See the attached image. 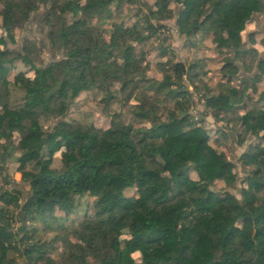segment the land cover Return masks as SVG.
I'll list each match as a JSON object with an SVG mask.
<instances>
[{
	"label": "trees",
	"instance_id": "trees-1",
	"mask_svg": "<svg viewBox=\"0 0 264 264\" xmlns=\"http://www.w3.org/2000/svg\"><path fill=\"white\" fill-rule=\"evenodd\" d=\"M126 4L143 5L146 13L134 10V23L116 21L114 11ZM171 4L178 6L182 36L211 34L228 55L216 90L205 62L174 63L166 38L158 49L159 57L169 58L162 79L149 77L144 47L153 38L161 41V22L174 18ZM2 8L7 35L0 38V161L20 153L15 160L30 194L21 201L14 190L0 193V264H264V92L259 108L249 109L248 88L232 84L248 80L238 63L249 57L252 65L257 60L258 78L264 75V57L256 59L258 51L242 37L264 14V0H2ZM36 14L61 55L48 64L36 43L7 45ZM18 63L34 75L15 77L24 97L11 108L8 77ZM89 91L103 94V103L119 101L133 121L149 127L120 114L108 130L68 123L76 98ZM208 116L228 122L233 133L239 128L240 146L256 140L240 158L246 170L241 199L212 190L217 181L235 187L239 176L211 145L216 132L206 126ZM49 119L58 122L47 132L42 122ZM62 149V169L55 171L52 158ZM86 196L95 199L94 216L42 242L37 226L67 231L65 222ZM57 210L65 219L55 217ZM60 243L64 250L56 261L51 253Z\"/></svg>",
	"mask_w": 264,
	"mask_h": 264
},
{
	"label": "rangeland",
	"instance_id": "rangeland-1",
	"mask_svg": "<svg viewBox=\"0 0 264 264\" xmlns=\"http://www.w3.org/2000/svg\"><path fill=\"white\" fill-rule=\"evenodd\" d=\"M141 3H149L152 5L154 0H141ZM145 7V6H144ZM143 5H124L122 9L115 10L114 15L116 16V21L121 22L125 20L127 23H134L136 18H134V10L143 9V12L146 13V7L144 8ZM170 9L175 10L174 18L171 20L161 22L166 29L162 31V36L160 37V42L155 41L153 38L150 42L146 44L144 47V51L147 55V61L149 63L150 73L149 77L157 80L162 79V69L161 67L164 66L165 63L168 61V57H159L160 50L159 47L161 46L163 40L166 38L167 42L164 44V47L171 48L175 53L174 56V63H185L190 64L196 61L205 62V69L207 74V81L209 86L216 90L219 81H224V77L221 74V69L226 63V59L228 55L223 54L220 50H218V45L213 41V37L211 34L208 35H200L196 38L187 39L186 37L182 36L179 33V29L177 27V18H178V6L175 4H171ZM2 0H0V11H2ZM114 10V8H113ZM44 11V8L42 12ZM41 18L40 14H36V17L32 19L24 29L17 30L16 35V43L11 44V42L7 43L8 47L18 49L23 45V42L28 40L33 43H36L37 48H39V55L42 58L45 64L50 63L52 61L53 56L61 57L57 48L53 47L49 44L48 39V28H45L43 22L40 23L39 19ZM157 23V22H154ZM3 20L0 17V38L5 37L7 34L5 30L2 28ZM94 25L96 22L93 23ZM159 24V23H158ZM103 30H108L107 26L103 27ZM243 41L247 48H255L258 51V56L256 59H260L264 57V14H260L256 16L254 23L250 22L244 32L242 33ZM108 36H106V40H109ZM191 43H195V45H191ZM154 49V50H150ZM238 63V62H237ZM238 63L240 65V72L242 75H245L248 78L246 82L242 80H234L232 84L234 86H241V89L248 88L249 92L248 95L253 97L252 102H246V108L254 109L259 108V104L257 102L261 93L264 92V75L259 77V71L257 68V60L255 64H251L250 57L248 61L245 60L244 62ZM167 68L171 66H165ZM24 73L28 77H33L34 73L30 71L29 67L23 65L22 63H18L14 66L10 75L8 77L11 88H10V98L9 103L10 107H18L22 103V99L24 97V93L15 86V77L20 74ZM242 77V76H239ZM255 78V82L250 79ZM258 78V79H257ZM102 95L98 91H89L81 93L75 100L74 104L71 106L69 111L66 114L65 120L68 123L72 124H82L86 126H92L98 130H108L111 126L114 116L120 114L126 122H133L137 127H149L147 123L142 122H135L133 121L132 116L128 112L127 109H122L121 104L119 101L112 102V103H103L102 102ZM118 95V94H117ZM121 97V96H120ZM119 97V98H120ZM245 105L243 109L240 110V113L245 111ZM1 109V106H0ZM197 110H203L202 106H198ZM1 112V110H0ZM195 113V112H194ZM55 120L49 119L44 120L42 122L43 128L45 131H51L52 127L56 124ZM206 126L216 132L213 136L212 140L210 141L211 145L218 151L223 152L227 155L228 159L233 162L236 166L235 172L239 176V182L236 183L235 187L228 188L226 187L225 183L217 181L214 183L212 190L217 193H225L229 192L235 195L238 199H241V187L242 179L245 175V169L241 166L240 158L243 154L247 152L249 147L256 142L255 139H251L247 141L243 146H240L238 143V136L236 133L239 131V128H234V133L232 132V125L228 124V122L224 121H216L212 117L208 116L206 120ZM226 132L225 136L221 133V130ZM20 135L14 134V141H19ZM264 147V145H263ZM65 153V149L58 151L54 154L52 158V169L55 171H61L62 169V157ZM20 153L14 156L13 159L4 163L0 161V193L4 190H14L19 192V199L24 201L30 194L29 187L22 182V176L18 171L20 167V163L15 160V157H19ZM28 169H33L32 166H28ZM192 179L198 180L197 175L192 173ZM134 191L128 193L129 196L134 195ZM80 207L78 208V212L71 215L69 220L65 222L64 226L67 228V231H61L56 226L53 227L56 231L52 229H44L43 226H37L44 233H41L40 240L42 242L50 243L52 239L57 235H61L63 233L67 234L70 231L72 232L76 227L79 226L85 219H91L94 216V209L93 203L95 201L92 197H83L79 199ZM55 217L59 219H65V215L57 210L55 213ZM52 223V222H51ZM56 225V224H55ZM17 227V226H16ZM64 227H62V230ZM70 232V233H71ZM73 236H70V239ZM64 250V245L62 243L57 244L55 249L52 251L51 256L56 260H60V256L62 251ZM135 259L138 263L141 262V255L136 254L134 255ZM91 263L93 261L89 259ZM22 264V263H21ZM43 264V263H39Z\"/></svg>",
	"mask_w": 264,
	"mask_h": 264
}]
</instances>
